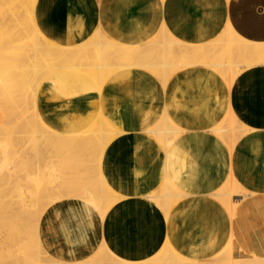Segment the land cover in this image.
I'll return each instance as SVG.
<instances>
[{"label": "crops", "instance_id": "crops-1", "mask_svg": "<svg viewBox=\"0 0 264 264\" xmlns=\"http://www.w3.org/2000/svg\"><path fill=\"white\" fill-rule=\"evenodd\" d=\"M35 15L41 32L63 45H82L102 31L135 46L169 31L199 46L230 26L243 40L264 46V0H38ZM243 74L229 88L203 65L181 69L166 83L135 67L129 80L115 77L90 103L81 93L55 96L52 80L44 85L40 109L52 129L63 131L67 122L100 112L124 132L99 164L113 206L103 214L74 196L49 205L38 230L47 255L80 263L106 246L117 258L137 262L170 244L187 258L209 261L232 239L235 258L264 255V65ZM229 113L249 130L232 151L212 131ZM161 123L173 130L163 139L171 140L168 148L150 133ZM230 178L248 194L233 218L210 198ZM166 180L177 190L169 205L161 198ZM5 236L0 226V244Z\"/></svg>", "mask_w": 264, "mask_h": 264}, {"label": "bare ground", "instance_id": "bare-ground-1", "mask_svg": "<svg viewBox=\"0 0 264 264\" xmlns=\"http://www.w3.org/2000/svg\"><path fill=\"white\" fill-rule=\"evenodd\" d=\"M5 1V3L4 1L0 2L4 6L7 4L10 12L15 9L13 5L19 2L17 0ZM25 2V5L27 4L26 13H21L19 16L22 25L25 26L28 22L29 27L25 26L26 29L22 26L23 29L20 32L15 31L14 28H18L19 21L16 24L17 26L13 27L15 33L19 32L14 37L13 31L9 29L11 26L6 29V25L9 26L11 18L7 19L6 16H3L8 22L2 25V29H6L8 33L11 32L12 35L9 34L14 38L6 35L5 30H2L1 34L3 35L0 36V135L5 142V151L3 154L0 153V226L9 234V236L6 234L7 238L3 239L4 242L2 241L0 244L1 251H3L0 253V264H49L54 261L47 260L50 256L43 249L38 237L40 219L44 209H47L43 203L45 200L49 203V199L56 202L59 199L74 196L75 198H83L90 205H94V201L100 200L107 207L113 206L112 201L107 198V196H112L113 193L110 190L111 187L109 188L110 185L108 186L105 183L107 179L104 181L99 164L107 146L115 137L124 134V132L112 128L107 121L108 118H104L100 112L86 118L77 119L73 123L67 122L63 131L52 129L53 127L44 119L40 109L39 98L42 95L40 87L43 86L44 81L52 80L58 83L60 89L58 93H55L57 97L81 93L80 96L90 103L94 94L98 97L102 95V92L105 91L103 90L104 86L114 75H117L116 78L120 80H127V78L129 80L131 69L135 67L150 69L156 75H160L162 79H166L171 73L188 66H208L219 73L224 82L230 86L229 88H233L234 84L244 76L243 73L246 70L250 71L260 60L262 63H259L264 64V61H262L264 60V46L245 40L244 42L230 26L218 39L207 45L199 46L186 44L172 37L168 41L165 38L162 39V42L156 48L151 43L132 46L133 44L127 45V43L109 40L102 31H97L90 41L82 45L77 43L73 46L59 44L48 39L39 28L35 15L38 0H25ZM0 11L3 15L7 12L1 9ZM4 26L5 28H3ZM36 34L38 37L34 38ZM12 42L17 45L14 46ZM10 43L13 46H9ZM216 48L224 51L222 59L215 62L206 60ZM86 49L88 54L85 52ZM10 51L16 53V61H18L17 66L13 68L9 67V63L11 64L10 59L9 63H6V60L4 61V55H7ZM29 51L35 55L33 54L34 56L30 57L28 55ZM152 55L156 58L155 63H150ZM41 58H44L47 62H55V59L58 61V65L54 63L56 66H53V62H50L49 71L45 72L47 73L45 77H42V79L44 78L43 81L38 77L40 75L38 62ZM11 59L13 60V58ZM12 64L14 63L12 62ZM51 65L53 68H51ZM242 67H246V69L243 68V70ZM48 72H50L49 75ZM42 73L44 75V70ZM222 121L226 123V126L223 127L219 123L212 131L220 139L219 141L225 143L232 151L237 140L247 134L249 130H245L243 124L232 113H229ZM162 126L164 127H161V129L160 126H157L150 133H153L168 148L171 141L166 142L163 139L171 135L173 130L167 125ZM26 138L28 139L27 142ZM193 138L195 140V137ZM58 141H67L68 145L66 147L68 150L65 151L66 155L64 151V155L61 154L62 152L59 155L61 159L58 167L62 168H59L62 171L56 173L58 175H55V177L52 176L53 179L51 177L49 179L42 173L44 170L41 172V168L44 166L42 164L45 163L46 166L47 163L49 164L53 160L45 153L48 149L52 150L55 145L61 147L62 143L60 145ZM24 145L27 146L25 148L26 153L22 151ZM74 148L79 150H73ZM73 151L76 152L73 153ZM18 154L20 156L15 160L13 157ZM48 158L49 162L47 161ZM23 173L36 177L31 186L30 183L28 184L30 188L28 187L27 198L29 197L30 200L27 203L24 201L23 195V188L27 189L26 185L19 184L21 179L18 181L19 183L17 182V179ZM93 178H97L96 180L99 183H96ZM94 182L97 185L93 184ZM165 183L166 193L161 198L167 205L173 204L172 199L175 198L173 193H176L177 190L169 180H166ZM242 191L244 190L240 185L233 178H230L219 191L211 194L210 198L213 195L222 205L226 206L231 212V214L229 213L230 217L233 218L235 210L234 197ZM7 196L10 197L9 200ZM179 196L180 194L176 195V197ZM99 207H96V209L101 210ZM165 208L167 209V207ZM22 235L24 237H21ZM232 240L226 248L211 259L213 262L187 258L185 255L178 253L176 247L173 248L170 244L165 245L155 256L145 261L131 262L117 258L106 246H103L104 251L103 247L102 250L100 248V251H98L100 253L104 252V258H102V254L99 253L98 255L97 252V255H95L99 258L95 259L96 261L93 259L94 256L80 263L63 262L65 264H264V259L251 258L244 260L235 258L232 251ZM5 249L8 253L4 252ZM106 251H108V254H106ZM106 256L108 258H105Z\"/></svg>", "mask_w": 264, "mask_h": 264}, {"label": "rangeland", "instance_id": "rangeland-1", "mask_svg": "<svg viewBox=\"0 0 264 264\" xmlns=\"http://www.w3.org/2000/svg\"><path fill=\"white\" fill-rule=\"evenodd\" d=\"M0 1H1V2L4 1V3L6 2L5 0H0ZM17 1H19V2H17V3H19V4L15 3V4L13 5V6H15V9H13L15 12H14V11H11V12H10V10H9L10 8L8 9L7 4H5V6H4V4L0 2V3H1V4H0V7H2V8H0V9H1V10H5V11H7V12H6L7 15H6V13H4V15H3V13H1V11H0V36L3 35V34H1L2 30H5V31H4V33H5V32H7L6 29H8V27H10V26H11L12 29H11V28H9V29L13 31V33H14L13 36H14V37H15L16 35H18V33L20 32L21 29H23V28H22L23 25H22V23H21L22 20H20V16H19V14H21V13H26V8H27L26 5H27V4L25 5V3H26L25 0H17ZM21 3H22L23 5H22ZM2 5H3L4 7H3ZM16 5H17V8H18V6H19L18 9L16 8ZM16 10H17L18 12H17ZM23 10H24V11H23ZM5 11H4V12H5ZM2 12H3V11H2ZM13 12H14V13H13ZM1 15H2V16H1ZM15 15H16L17 17H19V18H17ZM3 16H4V17L6 16L7 19H8V18H9V19L11 18V20H12V21L9 20V21H10V22H9V26L6 25V27H7L6 29H2V25H3V24L5 25V24L8 22V20L5 19V18H3ZM7 16H8V17H7ZM9 16H10V17H9ZM11 16H12V17H11ZM14 16H15V17H14ZM13 17H14V18H13ZM16 18H17V19H16ZM14 19H15V21H13ZM19 21H20V23H19ZM18 23H19V26L16 25V24H18ZM10 24H13V25H10ZM26 24H27V25H25V26L29 27V23L27 22ZM15 25H16L18 28H20V29L17 28L18 30L16 29V27L14 28L15 31H19V32H16L17 34H16L15 31L13 30V27H14ZM25 26H23V27H25ZM27 27H25V28L27 29ZM3 28H5V26H4ZM10 30H8V31H10ZM9 33H11V32H9ZM9 33L7 32L6 35H10ZM224 33H225V32H224ZM224 33H223V34H224ZM4 35H5V34H4ZM11 35H12V33H11ZM11 35H10V36H11ZM13 36H11V37L14 38ZM37 37H38L37 34H36V37H35V35H34V38H37ZM170 37L176 39V37L173 36V35L168 31V32H165L164 34L158 36V37L156 38L155 41H151L150 43L152 44L153 47L156 48V46H158L159 43L162 42V39L165 38V39L168 41ZM219 37H220V36H219ZM219 37H218V38H219ZM218 38H216V39H218ZM5 39H6V36H5ZM216 39H215V40H216ZM241 39H242V37H241ZM176 40H178V39H176ZM242 40H243V39H242ZM178 41H180V40H178ZM213 41H214V40H213ZM243 41H244V40H243ZM245 41H247V40H245ZM245 41H244V42H245ZM53 42H54V41H53ZM180 42H182V41H180ZM12 43H14V42H12ZM12 43H10V44H8V45H9V46H13ZM16 43H17V42H16ZM150 43H148V44H150ZM59 44H60V43H59ZM6 45H7V44H6ZM16 45H17V44L14 43V46H16ZM154 45H155V46H154ZM11 52H12V53H11ZM29 52H30V53H29ZM29 52H28V53H29L28 55H29L30 57H32V56L35 55V54H34L33 52H31V51H29ZM85 52L87 53L88 50L86 49ZM223 52H224L223 50L216 48V50H213V53H211L210 57L207 58L206 60H208V61H212V62L218 61L219 59H222V57H223ZM9 53H10V54H9ZM9 53H7V55H6V54L4 55V61L6 60V63H9V59H10L11 64H12V62H13L14 64L11 65V64L9 63V67H11V68L16 67V66H17V63H18V61H16V53H15L14 51H10ZM11 54H12V56H11ZM33 54H34V55H33ZM87 54H88V53H87ZM5 56L8 57V59H6ZM153 56H154V55H152V57H151V61H150V63H155L156 58L153 57ZM11 58H13V60H12ZM14 59H15V60H14ZM41 60H42V61H41ZM43 60H44V58H41V59L39 60V62H38V63H39V72H40V75H38V77L41 78L42 81L44 80V78L42 79V77H43V76L45 77L46 74H47V73H45V72L49 71L48 67H49L50 62H51V63L53 62V66L55 65L54 63H57L56 65H58V61H57V59H55V62H54V61H50V62L48 61V62H47L46 60H44V61H43ZM203 60H205V59H203ZM7 61H8V62H7ZM260 61H261V60H260ZM260 61H259V62H260ZM262 61H264V60H262ZM206 62H207V61H206ZM259 62H257L258 64L255 65V66H259V65H261L260 63H262V62H260V63H259ZM207 63H208V62H207ZM45 65H46V66H45ZM56 65H55V66H56ZM262 65H264V64H262ZM41 66H42V67H41ZM51 66H52V65H51ZM53 66H52L51 68H53ZM46 68H47V69H46ZM207 68H208V66H207ZM242 68H245V69H246V67H242ZM242 68H241V69H242ZM43 70H44V75H43V73H42ZM148 70H150V69H148ZM180 70H181V69H179L178 71H180ZM178 71H177V72H178ZM41 73H42V74H41ZM49 73H50V72H48V75H49ZM175 73H176V72H175ZM175 73H171L170 76H169L168 78H166V79H162V77L160 78V75H158L157 77L160 78V80H161L163 83H166V82L170 79V77H171L173 74H175ZM218 74H219V73H218ZM48 75H47V77H48ZM115 77H117V75H114L109 81L113 80ZM46 84H49V81H44V82L42 83L43 86L46 85ZM54 85H56L57 88L60 89V86L58 85V83L54 82ZM43 86L40 87V90L42 89ZM17 124H18V123H17ZM162 125H164V124L161 123V125H160V126L163 128L164 126H162ZM221 125H223V127H225V126H226V123H224V121H222V122H221ZM24 138H25V137H24ZM26 139H27V138H26ZM27 141H28V139L26 140V142H27ZM170 141H171V140H170ZM58 142H59V141H58ZM58 142H57V143H58ZM63 142H64V143H63ZM63 142H61V141L59 142V144L62 143V145L60 144L62 148L59 147V145H55V147H52V150L47 148L48 150H47V153H45V154L48 155V156H50L51 160H52V158H53L52 161H53L54 163H53L52 161H50V163H51V162H52V163H51V164H50V163H49V164L47 163L48 166H47V165L45 166V163H44L43 165H44L45 167L43 166V167H42L43 169L41 168L42 165L40 166V168H41V172L44 170L42 173H43L44 175H46V177L49 178V179H50V177L53 179V177H55V175H58V174H56V173L62 171V170H60V169H62V168L58 167V166H59V160L61 159V158H59V155H60L61 152H62V153H61L62 155H64V154L66 155L65 151L68 150V148L66 147V145H68V144H67V141H63ZM28 143H29V142H28ZM57 143H56V144H57ZM25 145H29V144H25ZM25 145L22 147V148H23V149H22L23 152H25V148L27 147V146L25 147ZM64 147H65V148H64ZM4 148H5V142H4V140H3V137L0 135V153H1V154L4 153V151H5ZM66 148H67V149H66ZM60 149H61V151H60ZM76 149H77V148H74L73 150H76ZM58 150H59L60 152H59ZM78 150H79V149H78ZM78 150H76V151H78ZM63 151H64V154H63ZM76 151H75V152H76ZM75 152L73 151V153H75ZM19 153H20V152H19ZM25 153H26V152H25ZM20 154H21V153H20ZM20 154L14 156L13 158H14L15 160L18 159L19 156H20ZM53 155H54V156L56 155L55 158H54ZM51 156H52V157H51ZM85 156H86V154H85ZM17 157H18V158H17ZM56 157H58V158H56ZM89 157H90V155H89ZM89 157H88V158H89ZM88 158H86V159H88ZM89 159H90V158H89ZM54 160H55V161H54ZM47 161L49 162V158L47 159ZM55 162H57L58 164L55 163ZM13 163H14V162H13ZM52 164H53V165H52ZM54 164L57 165V166H55ZM54 167H56V168H54ZM57 167H58V168H57ZM59 168H60V169H59ZM58 169H59V170H58ZM52 170L54 171L55 174L53 173ZM55 171H56V172H55ZM23 174H24V173H23ZM23 174H21L20 178L17 177V178H18V179H17V182L20 181V179H21L20 183H19V182H18V183H19V184H25V185H26V188H27V189L23 188V190H24L23 195H24V198H25L24 201L27 203L28 200H30L29 197L27 198L28 187L30 188V186L32 185V183H34V181L36 180V177L28 176V174H27V175L24 174V178H23ZM50 175H51V176H50ZM52 176H53V177H52ZM98 180H99V178H98ZM99 181H100V180H99ZM21 182H22V183H21ZM97 182H98V181H97ZM29 183H30V184H29ZM87 183H88V181L86 182V185H87ZM98 183H99V182H98ZM28 184H29L30 186H28ZM90 184H91V183H90ZM93 184H96V183L94 182ZM23 186H24V185H23ZM24 187H25V186H24ZM86 189H87V188H86ZM34 191H35V190H34ZM94 192L96 193V191H94ZM95 193H94V194H95ZM105 194H107V193H105ZM247 196H248L247 192L242 191V192H238V193L236 194V196L234 197V209H235V210H234V215H235V216H236V214H237L238 207L241 205V201H239V200H241V199H245ZM107 198H108V200H110L111 196H107ZM47 199H48V198H47ZM51 199H52V198H51ZM50 201H51V200L49 199V203H48V202L45 200V201L43 202L45 206H44V205H43V206H44L45 208H48L49 205H51V203L54 202L53 200H52L51 202H50ZM99 201H100V200H99ZM99 201H94V205H93V206H94L95 208L100 206L99 209H101V205H103V206H102L103 208H102L100 211L104 214V212H106V211H104V210H108L107 208H109L110 206L107 207V205H106L105 203L103 204L101 201H100V202H99ZM45 202H46V203H45ZM98 202H99L101 205H100ZM96 203H98V204H96ZM106 203L110 204V202H107V201H106ZM95 204H96V205H95ZM111 204H112V203H111ZM106 207H107V208H106ZM224 207H226V206H224ZM236 207H237V208H236ZM97 209H98V208H97ZM45 210H46V209H44V211H45ZM226 210L228 211V213L231 214L230 210H229L227 207H226ZM43 213H44V212H43ZM6 234H7V233L5 232V235H6ZM7 235L9 236V234H7ZM21 237H24V236L22 235ZM5 238H7V237L5 236ZM5 238H4V239H5ZM2 241H3V240H2ZM3 242H4V241H3ZM101 250H102V248H101ZM99 251H100V249H99ZM99 251H98V255H99V253H100ZM103 251H104V247H103ZM107 252H108V251H106V254H108ZM100 254H102V258H104V257H103L104 252H103V253H100ZM250 254H251V255H250ZM250 254H249V255L247 254V256H248V257H251V256H252V257H253L252 259H254V258L264 259V255L256 256L255 253H254V251H251ZM96 255H97V254H96ZM96 255H95V258H93L94 256L92 257V258L94 259V261H96V260L99 258V257H97ZM233 256H234V257H238L237 254H234V251H233ZM48 258H49V257H48ZM48 258H47V260H54V261H51L49 264H65V262H63V260H60V261H59V260L53 259V258H51V257H50L49 259H48ZM100 258H101V257H100ZM105 258H108V257L106 256ZM109 258H110V257H109ZM95 259H96V260H95ZM47 260H46V261H47ZM206 262H213V261H212V260H211V261L209 260V261H206ZM222 263H223V262H222ZM93 264H94V263H93Z\"/></svg>", "mask_w": 264, "mask_h": 264}]
</instances>
